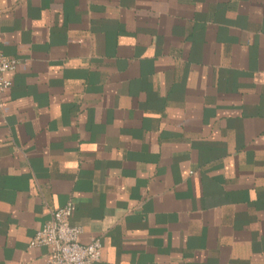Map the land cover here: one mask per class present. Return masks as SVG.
Returning a JSON list of instances; mask_svg holds the SVG:
<instances>
[{
    "label": "crops",
    "instance_id": "1",
    "mask_svg": "<svg viewBox=\"0 0 264 264\" xmlns=\"http://www.w3.org/2000/svg\"><path fill=\"white\" fill-rule=\"evenodd\" d=\"M0 12V264L68 203L96 264H264V0Z\"/></svg>",
    "mask_w": 264,
    "mask_h": 264
},
{
    "label": "built area",
    "instance_id": "2",
    "mask_svg": "<svg viewBox=\"0 0 264 264\" xmlns=\"http://www.w3.org/2000/svg\"><path fill=\"white\" fill-rule=\"evenodd\" d=\"M15 66V60H9L0 53V110L4 106L2 95L11 87V82L4 77V73L13 70ZM71 212V203L51 212L50 220L37 230L31 245L47 249L48 264L98 263L101 257L100 242L91 240L85 245L79 242L80 228L69 225Z\"/></svg>",
    "mask_w": 264,
    "mask_h": 264
}]
</instances>
